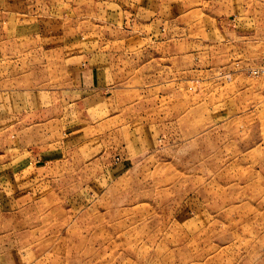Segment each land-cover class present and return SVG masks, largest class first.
<instances>
[{
	"label": "rangeland",
	"instance_id": "rangeland-1",
	"mask_svg": "<svg viewBox=\"0 0 264 264\" xmlns=\"http://www.w3.org/2000/svg\"><path fill=\"white\" fill-rule=\"evenodd\" d=\"M38 2L57 26L18 57L0 48V93L64 90L84 56L113 85L96 107L37 114L54 121L34 146L0 130V176L23 171L33 197L0 212V264H264V0L228 33L219 1L163 22L147 0ZM17 9L0 0V40Z\"/></svg>",
	"mask_w": 264,
	"mask_h": 264
},
{
	"label": "crops",
	"instance_id": "crops-1",
	"mask_svg": "<svg viewBox=\"0 0 264 264\" xmlns=\"http://www.w3.org/2000/svg\"><path fill=\"white\" fill-rule=\"evenodd\" d=\"M189 1H192V3H194L193 1H198L199 3L200 1L213 3L219 1L223 3L224 8L221 7V9H224V13L215 16V21L219 30L225 33H228V29L232 30L236 27L242 29L240 26L244 23L243 20L248 19L251 21L254 19L253 15L247 14L250 12L249 0H147V2L142 3L144 6L139 7V9L142 12L147 11V18L153 17L154 14L155 19L163 22L168 19V11L173 9L175 11L185 10L189 6L187 5ZM153 2L157 4L154 8L151 7ZM135 9L136 5L133 10ZM55 16L49 4L41 8L38 0H19V9L15 10L9 19L8 39L6 41L0 40V48H4L2 52L6 55L11 53L18 57L24 46H27L28 50L36 48L40 39H46L52 35L53 30L50 27L57 26ZM149 24L152 25V22L150 21ZM90 59L91 56L81 58L82 61L70 73L67 81L68 86L64 90H54L55 92L46 94H33L24 92L23 89L17 87L1 92L0 130L19 125L20 137L21 135L24 137L33 134L31 141L27 140L26 146H34L39 138L38 122L54 121V119L35 121V118L40 116L37 114L46 111L45 113L52 115L55 114L56 108L66 111L72 106H81L83 107L81 109L87 110L103 102L105 93L113 85L112 69L108 65L100 66L92 63ZM21 145H24V143L22 142ZM23 152L24 150H22ZM26 153H29L27 155H31L32 158L29 156L28 161L25 163L20 160L19 166L14 168L15 172L23 169L27 163H32L33 156L31 153L33 152L26 150ZM3 155L4 153H0V164L4 157ZM19 157L21 156L19 155ZM0 168H3L0 169V173H4V166L0 165ZM24 175L22 171V173H16L14 178L5 177L7 175L0 176V212H2L1 210H5V212L17 210L26 201L33 199L23 190H19L20 184L23 183L22 178H24ZM3 177L4 180H2ZM9 187H15V189L8 190ZM12 190L14 191L10 194L7 192Z\"/></svg>",
	"mask_w": 264,
	"mask_h": 264
}]
</instances>
